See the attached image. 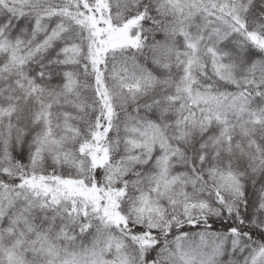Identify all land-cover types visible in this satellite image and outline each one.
I'll return each mask as SVG.
<instances>
[{
	"label": "snow or ice",
	"instance_id": "snow-or-ice-1",
	"mask_svg": "<svg viewBox=\"0 0 264 264\" xmlns=\"http://www.w3.org/2000/svg\"><path fill=\"white\" fill-rule=\"evenodd\" d=\"M0 264H264V0H0Z\"/></svg>",
	"mask_w": 264,
	"mask_h": 264
}]
</instances>
